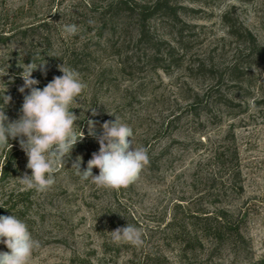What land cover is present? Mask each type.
Segmentation results:
<instances>
[{"label": "rangeland", "instance_id": "1", "mask_svg": "<svg viewBox=\"0 0 264 264\" xmlns=\"http://www.w3.org/2000/svg\"><path fill=\"white\" fill-rule=\"evenodd\" d=\"M121 1L0 0V109L10 121L27 94L19 88L29 63H46V74L39 66L32 73L41 89L62 64L87 84L72 109L84 138L49 191L21 182L31 170L18 139L0 149V215L17 216L40 241L31 264H180L177 232L196 228L191 217L205 226L223 211L243 221L244 244L197 246L190 263L263 259L264 50L250 53L228 22L264 49V0H170L178 20H150L142 39L135 18L115 7ZM65 24L80 32L67 37ZM115 115L147 148L149 164L134 184L109 190L82 182L71 166L81 156L86 169L99 151L87 120L99 135ZM127 224L141 229V246L113 240Z\"/></svg>", "mask_w": 264, "mask_h": 264}, {"label": "clouds", "instance_id": "2", "mask_svg": "<svg viewBox=\"0 0 264 264\" xmlns=\"http://www.w3.org/2000/svg\"><path fill=\"white\" fill-rule=\"evenodd\" d=\"M89 23H93L89 21ZM62 32L67 37L76 36L80 28L76 24H65ZM46 63L38 65L45 72ZM38 66L27 64L20 74L24 83L19 88L23 97L18 119L10 121L3 109H0V149L9 145V140H19L20 148L27 156L26 167L31 175L24 174L21 179L29 190L38 193L49 191L56 183L55 174L65 167L71 152L84 138L77 134L76 121L80 120L72 109L78 98L86 90L87 84L75 69L58 66L61 76H54L42 89L32 73ZM10 97H8V100ZM92 116L98 115L90 108ZM109 115H114L109 113ZM88 135L99 143V151L92 154L87 167L81 170L83 158L77 156L71 168L83 181H91L98 187L109 190L126 188L140 178L144 167L149 164L148 150L134 143V131L115 115L114 121H105L102 131L97 135L96 121L87 120ZM83 132V131H82ZM93 168L99 174H93ZM115 242H125L133 246L143 244L140 228L127 224L111 231ZM0 244L8 251H0V264H31L33 254L41 248L28 225L15 215H0Z\"/></svg>", "mask_w": 264, "mask_h": 264}, {"label": "trees", "instance_id": "3", "mask_svg": "<svg viewBox=\"0 0 264 264\" xmlns=\"http://www.w3.org/2000/svg\"><path fill=\"white\" fill-rule=\"evenodd\" d=\"M115 7L123 9L131 18H135L138 24L139 38L141 39L146 34V24L150 20L154 18L178 20L177 6L172 5L170 0H153L149 4L136 2L134 0H122L117 3ZM179 10L185 11L184 8H179ZM227 18L228 17L224 15V21L227 22ZM228 29L230 35L240 38L243 42H247L250 53L258 54L264 50L256 44V40L251 33L248 31H245V33L240 32V28H238L236 24L228 22ZM5 177L4 175V177L0 179L1 183L5 181ZM192 218L194 219L193 225L196 228H194V230L191 228L190 233H186V227H183L182 230L176 234L178 237L184 239V244H182L183 246L181 245L180 248V264H191V256L189 255L195 253L197 246L209 245L211 248L215 249L227 245L230 242H233L236 246L243 245L245 242V236L241 231L243 221L239 218L236 219L235 216L229 212H219L215 217L210 218L209 223H205V226H203L204 224L202 225L199 222H195L197 218L191 217V219ZM197 227L199 229H197ZM186 236L188 237L187 239ZM249 264H264V258Z\"/></svg>", "mask_w": 264, "mask_h": 264}]
</instances>
